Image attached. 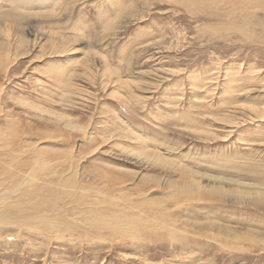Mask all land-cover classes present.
<instances>
[{
  "label": "rangeland",
  "instance_id": "1",
  "mask_svg": "<svg viewBox=\"0 0 264 264\" xmlns=\"http://www.w3.org/2000/svg\"><path fill=\"white\" fill-rule=\"evenodd\" d=\"M173 1L0 0V183L60 199L0 264H264V206L182 187L264 189V12Z\"/></svg>",
  "mask_w": 264,
  "mask_h": 264
},
{
  "label": "bare ground",
  "instance_id": "2",
  "mask_svg": "<svg viewBox=\"0 0 264 264\" xmlns=\"http://www.w3.org/2000/svg\"><path fill=\"white\" fill-rule=\"evenodd\" d=\"M173 2L185 8L186 10H191L190 12L194 14H195L194 11H196V8L199 5L203 6V8L207 6L209 8L207 11H212L211 9L212 8L216 9L217 6L218 7L231 6V8L233 7L237 12L245 13V12H248L249 9L251 10L260 9L264 12V0H174ZM259 23H261L264 26V23L262 21L260 22L259 20L256 23L253 22L252 24L257 25ZM223 27L226 29H231L235 31L236 29L238 30L242 26L230 24V26H223ZM3 135L0 132V171L4 172L5 170V174L6 173L11 174L10 170L7 171V169H9V167L12 169L16 165L20 164V162H22L20 156L24 157L26 154L32 155L33 151L26 152L28 150V147L24 146L26 145V143L21 142L22 141L21 136L20 137L12 136L9 139H6ZM1 152H7L8 154L4 156ZM23 163L26 164L25 162ZM27 167L28 165H25L23 169H27ZM8 177H10V175ZM192 177L194 178L193 175ZM13 178H17V181H15L14 179L9 181L10 185H8V188L17 186L19 182L20 183L22 182L17 176L15 177V174L13 175ZM36 181L38 180H36L35 177L31 176L27 179V181H23L25 182V188L21 190H18V188L15 190L14 188L13 192L8 191L9 189L4 190L5 187H7L5 182L0 183V190L2 191L0 194V205H1L0 206L1 207L0 208V225L2 224L7 225L11 223V221L9 222L10 219H14V221L11 224L13 226L15 225L14 227H18L16 223L22 224L26 222V220L23 218L33 219L34 216L37 215L38 217L37 220L40 221V217L48 216V214H53V213L56 214L57 210L55 208V205L59 203L60 199L52 195V193H48V191L46 190L47 188L36 187L34 190L33 189L26 190V187L30 185L28 184V182L30 183V182H36ZM225 182H229L228 184H234V183L240 184L236 182L235 180L225 181V180L216 179V178L206 179V182H204L203 179L201 178V181H197V182L193 181L187 184L186 186H182V187H184V191H185V188H187L188 190H190V192L196 193L197 194L196 197H201L202 194L223 195V196L225 195V196L233 197L235 194L237 195L235 196L236 197L235 199L237 200H247V201H250V203L254 202V203H257L256 205L264 206V189L263 188L259 190L257 189L256 191H251V189L249 190L248 188L247 190L246 189L243 190L245 188L244 187L240 189L241 191H238V190L232 189L234 187L225 185L226 184ZM74 183H75L74 178L61 182L60 185L71 188V191H60V192L66 195L70 194L72 192V189H74L73 188ZM37 188L40 190V194L34 193V191ZM23 202H25V204H22ZM26 213L27 214L30 213L28 214V217H25ZM217 233L221 235H228L229 231L221 230V231H218Z\"/></svg>",
  "mask_w": 264,
  "mask_h": 264
}]
</instances>
